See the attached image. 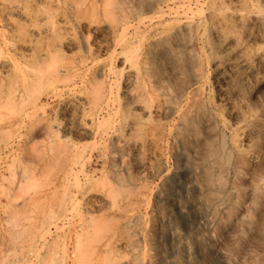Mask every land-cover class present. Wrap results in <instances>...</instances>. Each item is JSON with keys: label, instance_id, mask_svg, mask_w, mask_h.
Wrapping results in <instances>:
<instances>
[{"label": "rangeland", "instance_id": "rangeland-1", "mask_svg": "<svg viewBox=\"0 0 264 264\" xmlns=\"http://www.w3.org/2000/svg\"><path fill=\"white\" fill-rule=\"evenodd\" d=\"M213 1L0 0V264H264V0Z\"/></svg>", "mask_w": 264, "mask_h": 264}, {"label": "bare ground", "instance_id": "bare-ground-1", "mask_svg": "<svg viewBox=\"0 0 264 264\" xmlns=\"http://www.w3.org/2000/svg\"><path fill=\"white\" fill-rule=\"evenodd\" d=\"M180 1H181V0H180ZM211 1H212V0H211ZM168 2H169V1H168ZM175 2H177V1H175ZM205 2H206V1H205ZM214 2H215V0H214L212 3H211V2H210V3H211V4H214ZM220 2H221V1H220ZM220 2H219V4H220ZM183 3H184V2H183ZM186 3H187V2H186ZM208 3H209V1H208ZM216 3H217V1H216ZM221 3H222V2H221ZM156 4H157V3H154V5H156ZM175 4H176V3H175ZM205 4H206V3H205ZM157 5H158V4H157ZM178 5H181V4H178ZM189 5H190V4H189ZM209 6H211V5L209 4ZM156 7H158V6H156ZM172 7H173V6H172ZM176 7H177V6L175 5V8H176ZM181 7L183 8V5H182ZM211 7H212V6H211ZM153 8H154V6H153ZM159 8H160V7H159ZM178 8H179V7H178ZM182 8H179V9H182ZM185 8H186V7H185ZM14 9H15V8H14ZM17 9H18V8H17ZM160 9H161V8H160ZM172 9H173V8H172ZM188 9H189V7H188ZM190 10H191V9H190ZM18 11H19V10H18ZM160 11H162V10H160ZM163 11H164V10H163ZM171 11H172V10H171ZM171 11H170V12H171ZM179 11H180V10H179ZM164 12H165V11H164ZM168 12H169V10H168ZM168 12H167V13H168ZM167 13L165 14V16L168 15ZM181 13H182V12H181ZM187 13H188V12H187ZM160 14H164V13L162 12V13H160ZM172 14H173V13H172ZM176 14H177V13H175V17H177ZM191 14H192V13H191ZM217 14H218V16H219V13H217ZM181 15H182V14H181ZM184 15H187V14L184 13ZM188 15H190V14H188ZM159 16L162 17V15H159ZM171 16H172V15H171ZM173 16H174V15H173ZM175 17H174V18H175ZM183 17H184V16H183ZM221 17H222V16H221ZM164 18H165V17H164ZM216 18H219V17L216 16ZM183 19H184V18H183ZM183 19H182V20H183ZM193 19H194V18H193ZM219 19H220V18H219ZM240 19H241V18H240ZM178 20H179V19H178ZM182 20H180V21H182ZM161 21L163 22L164 20H161ZM175 21H176V20H175ZM188 21H191V20H188ZM222 21H224V19H223ZM191 22L194 23L193 21H191ZM217 22H218V20H217ZM224 22H225V21H224ZM226 22H227V21H226ZM159 23H160V22H159ZM218 23H220V21H219ZM221 23H222V22H221ZM160 24H161V23H160ZM160 24H159V25H160ZM163 24H164V23H163ZM165 24H166V22H165ZM189 24H191V23H189ZM222 24H223V23H222ZM139 25H140V24H139ZM167 25H168V24H167ZM183 25H185V24H183ZM218 25H221V24H218ZM218 25H217V26H218ZM217 26H216V27H217ZM214 27H215V26H214ZM248 27H249V26H248ZM185 28H187V27H185ZM221 28H222V26H221ZM224 28H225V26H224ZM219 29H220V28H219ZM140 30H141V29H140ZM222 30H223V28H222ZM218 31H219V30H218ZM218 31H217V32H218ZM223 31H224V30H223ZM134 32H135V31H134ZM137 33H138V32H137ZM216 34H217V33H216ZM218 34H219V33H218ZM220 34H221V33H220ZM138 35H139V34H138ZM223 36H224V35H223ZM221 37H222V36H221ZM248 58H249V57H248ZM262 59H263V58H262ZM262 59H261V60H262ZM242 63H243V62H242ZM240 66H241V65H240ZM247 67H248V66H247ZM133 72H134V73L131 75V78H132V80H134L135 83H136V80H138V78H139L140 75H139V72H138V71H137V72L133 71ZM244 74H245V73H244ZM131 78H130V79H131ZM130 79L128 80L129 82H130ZM139 80H140V78H139ZM134 81L132 82L133 85H134ZM136 84H137V83H136ZM134 87H136V86H134ZM132 91H133V90H132ZM132 91H131V93H132ZM129 94H130V93H129ZM176 111H177V110H176ZM190 127H191V126H190ZM233 145H234V147H235V149H236L237 151L240 152V151L243 150V148H241V147H242V144L239 142V140L236 139V140L234 141ZM134 148H135V147H134ZM135 149H136V148H135ZM241 149H242V150H241ZM244 162H245V159H244ZM181 209H182V207H181ZM182 210H183V209H182ZM171 262H172V261H171ZM167 263H168V262H167Z\"/></svg>", "mask_w": 264, "mask_h": 264}]
</instances>
